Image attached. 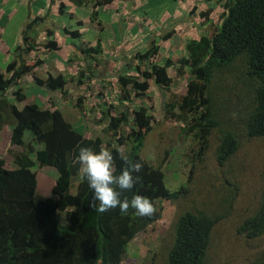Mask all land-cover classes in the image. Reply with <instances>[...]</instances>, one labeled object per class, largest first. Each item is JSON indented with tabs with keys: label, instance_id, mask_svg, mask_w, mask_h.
Wrapping results in <instances>:
<instances>
[{
	"label": "trees",
	"instance_id": "16d2710c",
	"mask_svg": "<svg viewBox=\"0 0 264 264\" xmlns=\"http://www.w3.org/2000/svg\"><path fill=\"white\" fill-rule=\"evenodd\" d=\"M70 1L76 6L89 3L88 0ZM111 1L90 2L96 9ZM62 8L63 4L60 11ZM224 8L220 26L212 28L208 35L191 40L186 46L187 56L166 59L162 65L152 62L146 69L137 67L136 76L119 75L116 80L120 99L125 101L145 95L151 84L168 92L164 118L178 122L180 133L197 142L195 158L198 161L208 150L212 131L217 130L220 141L216 162L219 166L237 152L239 140L232 130H221L211 105L210 87L213 78L221 73L223 77L225 70L234 63H240L237 79L249 85L252 89L248 93L254 96L248 110L240 115L244 137L264 138V0H227ZM91 16L96 20L95 11ZM39 20L36 18L23 27L13 59L4 72H0V131L5 125L12 127L9 153L17 166L9 170L5 168L4 159L0 158V264H120L130 242L160 219L157 201L174 203L185 194L186 185L177 191L169 190L162 167L139 155L154 125L153 117L144 107L132 113V126L128 132L122 130V125L127 123L125 114L112 116L105 111L102 119L108 123L103 133L85 137L57 109L49 110L35 104L18 108L8 100L7 91L42 63L40 59L27 60L37 49L33 34ZM99 27L102 29L100 23ZM47 35L52 32L48 31ZM70 35L80 36L74 31ZM170 35L162 39L167 40ZM96 44L95 48L80 47L85 59L101 55L99 37ZM43 49L58 51L59 47L55 41L48 40ZM157 52L158 48L153 46L139 57L147 62ZM170 69L176 78L189 76L184 94H171L173 78L169 75ZM33 77L47 90L62 92L64 89L62 75L54 77L49 74L43 79L34 73ZM14 97L17 102L25 99L20 89L14 91ZM62 97L65 98L64 92ZM78 103L80 105L81 100ZM27 133L32 138L28 139ZM80 146L91 147L95 152L101 147L112 151L116 157L115 175L125 167L117 151L127 146L125 152L129 159L141 160L144 169L140 173L141 180L131 191L123 192L121 199L127 197L131 200L136 194L148 197L156 208L155 215L138 217L131 208L126 215H122L118 208L99 213L90 207L93 192L88 182L81 179L79 165L73 163ZM31 155L35 156L37 166L52 167L58 174L51 195L39 200H35L37 173L33 170L35 163ZM192 172L193 168L187 182H190ZM60 214H64L63 221ZM219 219L202 211H186L178 215L165 264H210L207 252L211 233ZM239 232L248 238L264 237V201L258 211L241 224ZM262 258L259 264H264V255Z\"/></svg>",
	"mask_w": 264,
	"mask_h": 264
},
{
	"label": "rangeland",
	"instance_id": "374dc122",
	"mask_svg": "<svg viewBox=\"0 0 264 264\" xmlns=\"http://www.w3.org/2000/svg\"><path fill=\"white\" fill-rule=\"evenodd\" d=\"M220 1L222 3L214 7L212 16L216 22L221 18L224 11L223 3L227 0ZM206 2L205 0L204 3ZM47 25L51 26L49 23ZM47 30L40 31L38 28L33 34L37 41V49L33 53L37 51L41 53H34L35 58L32 61L39 59L41 54L45 55L46 60L58 56L63 59L61 65H58L57 72L65 74V85L63 91H59L60 96L56 97V106L67 111L72 108L73 103L76 104L81 113L79 116L83 128L91 131L92 136L103 133L105 128L103 126L108 121L102 119L103 112L109 111L112 116L125 114L127 123L122 125V130L128 132L132 126V113L141 107L146 108L148 114L153 117L154 125L146 136L139 155L151 164L162 167L165 184L169 190L177 191L186 185L185 194L174 203L167 200L157 201L161 213L160 219L130 242L120 264H165L167 253L173 243V225L178 215L186 211H202L220 218L211 233L207 252L210 264L262 262L264 237L248 238L239 232L241 224L253 216L264 201V138L244 137L243 118L240 115L248 110L254 96L253 93L252 96L251 92L248 93L252 88L237 79L240 63H234L226 69L223 77L222 73L217 74L210 87L211 105L216 119L221 124V130H232L239 140L237 152L223 166H219L216 162L219 132L212 131L208 150L201 161L196 160L197 142L191 136L180 133L181 125L178 122L164 118V104L169 94L153 84L145 95L133 97L128 101L119 99L116 104L108 107L106 95H112V91L118 88L116 83L118 76L122 73L136 76L139 60L131 58L120 66V62L111 63L101 57L85 59L81 55L72 53L66 58L71 60L66 65L63 62L65 51L43 50V44L48 40L62 43L61 37L54 32L48 37ZM160 46L163 47V44ZM11 52L13 53L14 50ZM7 58L8 52L5 46H0V70L5 66ZM152 62L164 64L165 58L161 57L159 49L157 54L145 64L139 65L142 69H146ZM169 74L173 78L171 94L184 93L189 76L176 78L171 69ZM63 92L65 98L62 97ZM12 94L13 90L9 92V96ZM78 100H81L80 105ZM64 117L72 123L65 115ZM9 150L10 148L0 149V154L4 155L6 161L11 164L13 157ZM122 150L127 151V146ZM163 159L166 162L163 163ZM191 168H193L191 180L187 182ZM43 169L44 167L35 166L37 176L43 174ZM39 188L44 192H36L35 200L50 194L48 189L44 190V186L40 185ZM59 218L63 221L64 214H60Z\"/></svg>",
	"mask_w": 264,
	"mask_h": 264
},
{
	"label": "crops",
	"instance_id": "0c3cea01",
	"mask_svg": "<svg viewBox=\"0 0 264 264\" xmlns=\"http://www.w3.org/2000/svg\"><path fill=\"white\" fill-rule=\"evenodd\" d=\"M90 1L88 0V2ZM206 1L204 3L205 0H112L106 5H100L93 9L92 2L76 6L70 0H0V46H5V50L8 52L7 62L0 72H4L7 64L13 59L11 51L19 45L20 32L23 27L36 18H40V20L35 32L38 28L40 31L50 29L47 32H54L61 37L62 43L55 41L59 50L52 52L65 51L63 62L66 65L69 63L68 61L71 62L66 58L72 53L83 57L80 47L95 48L98 37L101 40V55L94 56L101 57L111 63L120 62V66L131 58L139 60L138 67H140V63L145 64L146 60L140 59L139 56L147 53L153 46L158 47L159 54L165 60L187 56V44L191 40L208 35L211 29L216 27V20L212 18L214 7L219 6L222 2L220 0ZM61 4H63L62 11H60ZM93 11L96 12V20H92ZM48 23L51 26H48ZM99 23L102 25V29H100ZM73 31L80 36H71L70 32ZM11 34L14 35L10 36ZM168 34H171L170 37L163 40L162 37ZM160 44H163V47ZM34 53L32 52L28 56L29 62L35 58ZM39 59L42 61L41 65L33 72L24 75L17 85L7 91L8 100L16 104L18 108L35 104L49 110L57 109L72 122L78 132L85 137H94L91 135V131L83 128L79 116L81 113L76 104L73 103L72 108L67 111L58 108L56 97L59 95V91L47 90L34 80V73L43 79L49 74L54 77L58 75L64 77L63 72H57L58 65H61L63 60L61 56L46 60L45 55L41 54ZM15 89H20L25 95L24 101H16ZM11 90H13V94L9 96ZM11 130V126L5 125L0 131V149L11 148ZM26 137L30 139L32 135L27 133ZM13 149L20 151L16 147ZM3 156L0 154V158L5 161V168L9 170L17 168L14 162L9 164ZM31 159L37 166L34 155H31ZM35 166L33 170H35ZM57 177L58 174L54 168L44 167L43 174L37 176L36 192L43 191L39 188L41 185L45 187L44 190H49L48 196H50Z\"/></svg>",
	"mask_w": 264,
	"mask_h": 264
},
{
	"label": "clouds",
	"instance_id": "9594fccd",
	"mask_svg": "<svg viewBox=\"0 0 264 264\" xmlns=\"http://www.w3.org/2000/svg\"><path fill=\"white\" fill-rule=\"evenodd\" d=\"M223 9L224 14L225 8L223 7ZM222 18L223 16L215 23L216 27L220 26ZM107 123L103 127H106ZM117 156L125 165L119 175L114 174L116 157L112 151L105 147H101L99 152H95L91 147H79L78 155L73 163L79 165L81 179L88 182L93 192V202L90 207L99 213H106L118 208L122 215H126L131 208L138 217L155 215L156 208L148 197L136 194L131 200L127 197L121 199L123 192L131 191L135 184L141 180L140 173L143 172L144 163L141 160H130L123 150H118Z\"/></svg>",
	"mask_w": 264,
	"mask_h": 264
},
{
	"label": "built area",
	"instance_id": "2783aa9c",
	"mask_svg": "<svg viewBox=\"0 0 264 264\" xmlns=\"http://www.w3.org/2000/svg\"><path fill=\"white\" fill-rule=\"evenodd\" d=\"M112 93V95H106L108 106L116 104L120 97V91L118 89H116V91H112Z\"/></svg>",
	"mask_w": 264,
	"mask_h": 264
}]
</instances>
